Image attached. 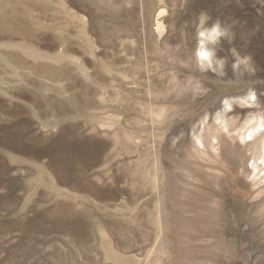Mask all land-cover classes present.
Masks as SVG:
<instances>
[{
	"label": "rangeland",
	"instance_id": "1",
	"mask_svg": "<svg viewBox=\"0 0 264 264\" xmlns=\"http://www.w3.org/2000/svg\"><path fill=\"white\" fill-rule=\"evenodd\" d=\"M202 11L246 72L197 69ZM259 117L258 0H0V264H264Z\"/></svg>",
	"mask_w": 264,
	"mask_h": 264
},
{
	"label": "clouds",
	"instance_id": "2",
	"mask_svg": "<svg viewBox=\"0 0 264 264\" xmlns=\"http://www.w3.org/2000/svg\"><path fill=\"white\" fill-rule=\"evenodd\" d=\"M239 2L240 0H237V3ZM258 2L264 4V0H258ZM210 20L209 14L204 11L197 18L196 48L194 51L197 69L201 73L211 72L219 77L226 76L228 57L218 55L219 51H224L222 43L226 42L230 46L227 51L232 57L233 74L240 72L241 69L246 72L252 57L242 56L234 46L235 32L232 30V25L235 24V21L232 22V25L226 26L220 19H216L212 23H209ZM161 34H163V30H161ZM251 98L256 99L255 92ZM224 103L227 104L228 100H225Z\"/></svg>",
	"mask_w": 264,
	"mask_h": 264
},
{
	"label": "bare ground",
	"instance_id": "3",
	"mask_svg": "<svg viewBox=\"0 0 264 264\" xmlns=\"http://www.w3.org/2000/svg\"><path fill=\"white\" fill-rule=\"evenodd\" d=\"M160 12H163L162 9ZM159 26V25H158ZM253 119H249L247 123H251ZM226 124L224 119L221 121V128H225ZM214 130V129H213ZM237 137L241 139L246 144L256 145V157L252 163V169L255 172V176H258L262 181H264V123L261 118L255 119L248 127L244 128L243 131L237 134ZM253 172V173H254Z\"/></svg>",
	"mask_w": 264,
	"mask_h": 264
}]
</instances>
